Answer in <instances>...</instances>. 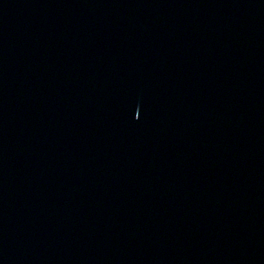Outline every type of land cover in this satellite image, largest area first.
I'll return each instance as SVG.
<instances>
[{
  "label": "water",
  "instance_id": "water-1",
  "mask_svg": "<svg viewBox=\"0 0 264 264\" xmlns=\"http://www.w3.org/2000/svg\"><path fill=\"white\" fill-rule=\"evenodd\" d=\"M0 264H264V0H0Z\"/></svg>",
  "mask_w": 264,
  "mask_h": 264
}]
</instances>
